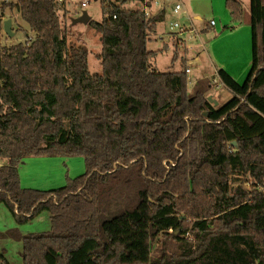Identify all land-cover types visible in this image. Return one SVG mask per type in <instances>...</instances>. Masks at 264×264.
Segmentation results:
<instances>
[{"label":"trees","instance_id":"1","mask_svg":"<svg viewBox=\"0 0 264 264\" xmlns=\"http://www.w3.org/2000/svg\"><path fill=\"white\" fill-rule=\"evenodd\" d=\"M128 1L100 0L102 20L88 23L101 74L85 44L66 40V0L0 3V31L8 12L30 34L0 45V204L19 223L42 212L51 223L0 239L21 243L23 264H264V0L248 4L249 73L239 84L217 71L232 93L217 106L211 85L189 93L187 63L153 69L147 44L164 9ZM226 7L243 20L241 0ZM31 157H82L86 171L56 190L24 189L18 167ZM0 264H10L2 250Z\"/></svg>","mask_w":264,"mask_h":264},{"label":"rangeland","instance_id":"2","mask_svg":"<svg viewBox=\"0 0 264 264\" xmlns=\"http://www.w3.org/2000/svg\"><path fill=\"white\" fill-rule=\"evenodd\" d=\"M83 1L85 0H66L64 7L58 10V16L61 27L65 29L67 42L76 45L85 44L89 50V71L93 74H101L102 66L98 59L101 51L100 35L88 25L72 22L83 12H86L92 21L100 22L103 18L101 2L87 0V6L82 7ZM136 1H128L124 7L138 9L139 4ZM241 1L244 9L243 20L235 23L226 7V0H159L152 10H148L149 15L161 9L165 12L163 20L156 24V31L147 44L148 50L158 52L156 58L151 61L153 69L162 73L174 72L181 68L182 63H187L186 68L191 70L187 75L189 93H192L194 83L199 81L211 85L206 91L207 98L211 97L219 105L228 102L232 98V93L221 83L214 67L222 65V69L239 84L245 81L249 73L251 29L246 23L250 20L249 0ZM176 2L182 5L178 14L173 13ZM11 16L14 30L18 25L23 31L15 30L14 36L9 38L1 30L0 45L2 46L24 42L26 34H29L25 23L17 14L6 12L3 22L11 19ZM211 21L215 22L214 27L209 25ZM174 23H178L181 28L186 27V31L172 29L171 24ZM176 33H179L183 40L179 39ZM162 37L164 39L160 40ZM163 43H168L167 47ZM205 73L208 75L201 76ZM199 76L200 79L195 80ZM85 171L82 157L48 159L31 157L18 167L20 186L39 191L59 189L66 185L68 179H74ZM246 187L250 186L247 184ZM50 230L51 223L47 212H42L25 223H19L9 209L0 204V233L16 231L21 235H30L46 233ZM162 247L160 241L155 244L154 254L159 255ZM0 250L10 264H23L22 245L15 238L0 239Z\"/></svg>","mask_w":264,"mask_h":264},{"label":"built area","instance_id":"3","mask_svg":"<svg viewBox=\"0 0 264 264\" xmlns=\"http://www.w3.org/2000/svg\"><path fill=\"white\" fill-rule=\"evenodd\" d=\"M2 1L8 2L9 0H2ZM158 1H159V0H143L142 3H138V4H139V7H138V8L143 9V11H144L146 14H148V10H150L151 7L148 8L149 6L147 5V3L150 2L151 5L153 4V5L155 6V5L158 4ZM166 1H169V0H166ZM58 2H59V3H62L63 0H58ZM87 4H88V1L85 0V1H83V2L81 3V6H82V7H86ZM151 5H150V6H151ZM141 7H142V8H141ZM181 9H182V5H181V3H180V2H176L175 5H174V8H173V13H174V14H178V13L181 11ZM209 25H210L211 27H213V26H215V22H214V21H211ZM171 28H172V29H179L180 32H181V31H186V27L181 28V27L179 26L178 23L171 24ZM185 72H186V74L188 75V74L191 72V70H190L189 68H186ZM214 83H216V82H214ZM189 84H190V82H189ZM258 190H260V191L264 190V186H263V187H259Z\"/></svg>","mask_w":264,"mask_h":264},{"label":"water","instance_id":"4","mask_svg":"<svg viewBox=\"0 0 264 264\" xmlns=\"http://www.w3.org/2000/svg\"><path fill=\"white\" fill-rule=\"evenodd\" d=\"M90 20L91 18L88 16V14L86 12H83L79 17L74 19L72 22L74 24L82 23V24L88 25ZM11 29H12V20L11 19L5 20L2 24V30H3V33L9 38L14 36V33L12 32ZM208 101L211 102L214 106L218 105L216 100L212 99L211 97L208 98ZM232 145L235 146L236 142H233Z\"/></svg>","mask_w":264,"mask_h":264},{"label":"crops","instance_id":"5","mask_svg":"<svg viewBox=\"0 0 264 264\" xmlns=\"http://www.w3.org/2000/svg\"><path fill=\"white\" fill-rule=\"evenodd\" d=\"M150 3V2H149ZM150 5H151V3H150ZM149 5V6H150ZM152 6V7H151ZM150 7V10H152L153 9V7H154V5L152 4ZM247 23V25H249V22H246ZM214 27V26H213ZM175 34V33H174ZM177 34V36H178V38L179 39H182L183 40V37L179 34V33H176ZM164 39V37H162V38H160V40H163ZM169 43V42H168ZM168 43H163V45H165L166 47H167V45H168ZM169 44H171L172 45V43H169ZM186 44V43H185ZM165 47V48H166ZM187 57H188V55H187ZM195 59V58H194ZM251 61V60H250ZM188 68V67H187ZM223 67H222V65H218L216 68L214 67V70H215V72H217V71H219V70H224V69H222ZM225 71V70H224ZM214 72V73H215ZM226 72V71H225ZM205 75H208L207 73H205V74H203V75H201V76H205ZM198 79H200V76L198 77V78H196L195 80H198ZM196 82H199V81H196ZM196 82L194 83V85L196 84ZM44 159H48L47 157H43ZM24 164V162L22 163V165Z\"/></svg>","mask_w":264,"mask_h":264}]
</instances>
